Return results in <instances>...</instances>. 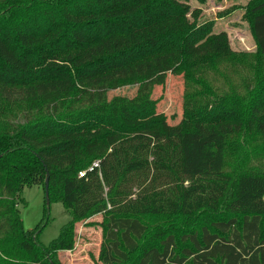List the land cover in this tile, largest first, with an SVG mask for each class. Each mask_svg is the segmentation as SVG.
<instances>
[{
  "label": "trees",
  "instance_id": "obj_1",
  "mask_svg": "<svg viewBox=\"0 0 264 264\" xmlns=\"http://www.w3.org/2000/svg\"><path fill=\"white\" fill-rule=\"evenodd\" d=\"M185 1L0 0V264H61L98 215V264H264V153L228 150L264 139V0L246 9L251 68ZM165 66L185 83L177 125L148 96L112 111L100 88ZM19 102L23 122L4 121ZM46 178L71 220L43 246L45 197L32 230L18 207ZM195 214L210 220L178 237L143 221Z\"/></svg>",
  "mask_w": 264,
  "mask_h": 264
},
{
  "label": "rangeland",
  "instance_id": "obj_2",
  "mask_svg": "<svg viewBox=\"0 0 264 264\" xmlns=\"http://www.w3.org/2000/svg\"><path fill=\"white\" fill-rule=\"evenodd\" d=\"M253 0H186L191 12L197 10V23H213L211 32L214 35L225 34L230 53L233 60L246 68H251L256 60V45L251 35L249 24L246 19L247 6ZM264 60V59H261ZM244 74L247 71L243 70ZM197 76L198 73L195 72ZM209 79V76H204ZM220 85L222 95L226 87L222 81H216ZM185 88L182 72L165 66L163 68L149 69L144 76L132 77L117 84L108 85L105 89L107 100L111 104L112 111L121 104L122 99H142L148 96L157 102V113L166 117L170 126L177 125L182 116V96ZM19 101L20 98H19ZM13 109L5 111L3 120L10 124L23 122L21 102L11 104ZM229 162L236 161L240 151L256 150L264 153V139L257 140L251 134L250 138L242 140L234 138L228 147ZM246 148V149H245ZM25 206H19V215L22 226L25 230L34 229L42 220L45 213L44 193L40 187H25L20 194ZM70 216L60 203H50L48 212L43 218L46 226L42 229L38 241L41 245L47 246L54 240L60 229L70 222ZM210 220V216L195 214L184 216L161 215L157 217H143L147 224L150 236L155 230H162L163 233L173 234L176 237L188 230H198ZM101 216H95L86 222L76 224V241L71 251H64L58 254L61 264H98V256L102 245V231L98 223ZM180 245L181 243L178 242Z\"/></svg>",
  "mask_w": 264,
  "mask_h": 264
},
{
  "label": "water",
  "instance_id": "obj_3",
  "mask_svg": "<svg viewBox=\"0 0 264 264\" xmlns=\"http://www.w3.org/2000/svg\"><path fill=\"white\" fill-rule=\"evenodd\" d=\"M44 197H45L46 204L48 205L49 204V201H48V178H46V180H45Z\"/></svg>",
  "mask_w": 264,
  "mask_h": 264
},
{
  "label": "built area",
  "instance_id": "obj_4",
  "mask_svg": "<svg viewBox=\"0 0 264 264\" xmlns=\"http://www.w3.org/2000/svg\"><path fill=\"white\" fill-rule=\"evenodd\" d=\"M97 165H98L97 162H93L92 165L89 167V170L93 169L94 167H97ZM83 175H84V172H80V173L78 174V177H79V178H82Z\"/></svg>",
  "mask_w": 264,
  "mask_h": 264
}]
</instances>
